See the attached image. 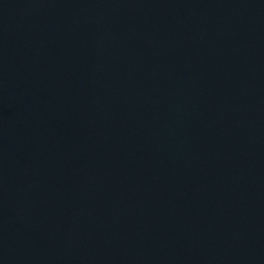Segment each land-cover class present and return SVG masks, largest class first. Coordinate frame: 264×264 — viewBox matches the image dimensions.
Instances as JSON below:
<instances>
[{
    "label": "water",
    "instance_id": "1",
    "mask_svg": "<svg viewBox=\"0 0 264 264\" xmlns=\"http://www.w3.org/2000/svg\"><path fill=\"white\" fill-rule=\"evenodd\" d=\"M0 264H264V0H0Z\"/></svg>",
    "mask_w": 264,
    "mask_h": 264
}]
</instances>
